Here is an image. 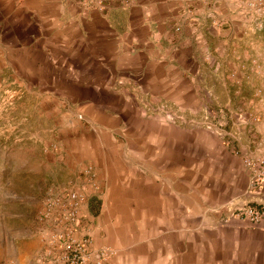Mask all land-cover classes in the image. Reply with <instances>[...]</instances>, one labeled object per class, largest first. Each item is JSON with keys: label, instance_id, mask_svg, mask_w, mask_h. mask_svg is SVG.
I'll return each mask as SVG.
<instances>
[{"label": "rangeland", "instance_id": "rangeland-1", "mask_svg": "<svg viewBox=\"0 0 264 264\" xmlns=\"http://www.w3.org/2000/svg\"><path fill=\"white\" fill-rule=\"evenodd\" d=\"M72 1L87 12L110 5ZM228 1L221 38L231 46L200 36L191 68L166 72L182 77L162 91L148 77L161 75L158 50L149 65L110 62L91 79L80 51L50 69L57 77L0 65V264H112V232H148L126 210L135 175L165 184L168 232L264 228V19L247 0Z\"/></svg>", "mask_w": 264, "mask_h": 264}, {"label": "crops", "instance_id": "crops-1", "mask_svg": "<svg viewBox=\"0 0 264 264\" xmlns=\"http://www.w3.org/2000/svg\"><path fill=\"white\" fill-rule=\"evenodd\" d=\"M119 1L110 0L102 11L87 12L72 0H0V65L13 62L32 66L34 73L57 77L48 76L50 69L74 63L72 57L80 51L84 77L91 79L101 77L97 76L98 68L110 62L112 67L133 69L149 65L153 51L158 50L161 75L148 77L157 78L162 91L161 85H177L182 77L167 76L166 72L176 75L177 66L191 68L192 49L200 36L218 40L216 48L231 46L227 42L231 35L221 38V25L228 24L232 12L228 0H130L126 6L117 4ZM74 39L79 44L73 43ZM104 56L109 60L103 62ZM124 56L131 58L120 59ZM43 65L47 66L46 72L42 71ZM90 79L91 91H100L98 80ZM133 179L140 184L126 210L132 206L130 211L145 223L148 232H131L125 239H121L124 232H112L118 238V254L112 264H264L263 227L168 232L165 184L149 181L144 186L143 176L136 179L135 175ZM121 210L117 209L118 222ZM13 258L14 264H22V255Z\"/></svg>", "mask_w": 264, "mask_h": 264}, {"label": "built area", "instance_id": "built-area-1", "mask_svg": "<svg viewBox=\"0 0 264 264\" xmlns=\"http://www.w3.org/2000/svg\"><path fill=\"white\" fill-rule=\"evenodd\" d=\"M247 7L249 10H251L253 13H255L257 16L264 19V0H247ZM73 198H76L75 195H72ZM75 248L74 243L72 242H66L65 244V250L67 252L72 251ZM85 248L84 244L78 245V249L82 250ZM62 264V263H60Z\"/></svg>", "mask_w": 264, "mask_h": 264}]
</instances>
